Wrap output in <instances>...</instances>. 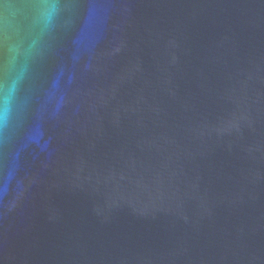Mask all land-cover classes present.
Segmentation results:
<instances>
[{"label":"water","instance_id":"1","mask_svg":"<svg viewBox=\"0 0 264 264\" xmlns=\"http://www.w3.org/2000/svg\"><path fill=\"white\" fill-rule=\"evenodd\" d=\"M0 264H264V0H0Z\"/></svg>","mask_w":264,"mask_h":264}]
</instances>
